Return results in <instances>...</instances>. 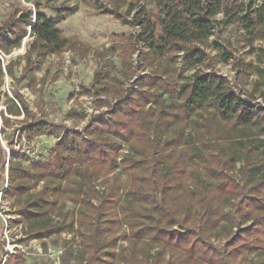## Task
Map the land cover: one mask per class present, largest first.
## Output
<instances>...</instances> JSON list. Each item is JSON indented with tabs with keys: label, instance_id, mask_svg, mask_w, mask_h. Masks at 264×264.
<instances>
[{
	"label": "trees",
	"instance_id": "1",
	"mask_svg": "<svg viewBox=\"0 0 264 264\" xmlns=\"http://www.w3.org/2000/svg\"><path fill=\"white\" fill-rule=\"evenodd\" d=\"M156 4L157 21L140 15L131 23L138 25L132 43L141 45L138 57L148 72L128 89L107 71L95 72L81 93L102 98L94 99L97 112L81 130L24 122L28 145L38 135L55 140L47 159L28 157L12 140L7 153L0 144V181L7 171L3 198L14 199L29 238L75 229L81 238L76 264H115L116 258L125 264H264V45L252 46L264 44V0ZM39 8L0 26V50L9 53L25 35L40 56L66 48L57 23L72 10L56 9L50 17ZM220 13L222 21L214 19ZM221 22L241 26L254 54L252 64L234 62L240 81L254 75L251 88L240 94L225 77L198 69L206 60L201 46ZM182 52L183 69L194 72L178 83L182 73L174 55ZM223 58L229 60L227 51ZM2 76L0 63V82ZM7 112L29 115L24 104ZM66 117L81 120L85 114L71 109ZM118 166L128 174L126 188ZM61 195L77 205L74 216L63 212L64 200L58 204ZM120 240L128 249L118 250ZM158 244L180 256L152 253ZM24 263L19 253L4 261Z\"/></svg>",
	"mask_w": 264,
	"mask_h": 264
},
{
	"label": "rangeland",
	"instance_id": "2",
	"mask_svg": "<svg viewBox=\"0 0 264 264\" xmlns=\"http://www.w3.org/2000/svg\"><path fill=\"white\" fill-rule=\"evenodd\" d=\"M36 4L50 17H55L56 9L63 13L72 10V13L65 15L64 19L57 23L68 43L58 54L40 56L37 49H31L29 46L32 37L25 35L19 47L11 49L9 53L0 50L3 73L0 82V144L6 153L10 146L8 142L11 140L13 147L15 144L28 145L21 128L24 122L44 120L58 124L62 129L81 130L87 119L97 112L94 99L102 98L81 93L82 87L91 84L93 74L98 70L107 71L110 76H115L121 80L123 88L127 89L135 78L147 73L149 67L147 68L143 64V59L138 57V51L142 47L137 42L132 43L133 36L138 32V25L131 23L140 15L148 16L155 21L160 15L156 0H0V26H5L7 22L16 19L21 12L33 13ZM214 19L222 21L223 15L217 14ZM214 31V35L201 46L206 54V60L198 69L225 77L237 94L242 90H249L254 75L244 76L240 81L238 67L234 64L255 62L254 54L249 53L250 48L243 37L241 26L236 24L226 26L221 22L216 25ZM259 45L264 44L261 41H254L252 46ZM224 51L230 56L228 61L223 58ZM183 56V52L174 55L176 68L182 73L181 78L177 79L178 83L183 82L184 78L194 72L193 69H183L184 65L181 62ZM17 96L21 98L29 114L26 117L23 113L15 116L7 112L8 106L23 108ZM254 102H260V99ZM71 109L83 112L85 118L79 120L66 117V113ZM2 121H5V124ZM30 139V146L33 145L37 149L35 157L47 159L55 137L38 135ZM116 172L123 188H126L129 184L127 172L120 166ZM3 177L0 181L1 264L4 255L10 251L23 255L24 264H76L74 256L81 238L75 229L71 233L73 235L71 239H66L63 235L67 232L55 233L43 240L26 236L23 233L22 221H18V215L14 213L16 209L14 199L3 198V188L7 183L6 170ZM98 182L99 180L96 181V187L103 189L104 184ZM62 200L65 201L63 212L68 216H74L77 205L65 195L59 197L58 204ZM76 227L77 225H74V228ZM62 229L67 230L65 226ZM222 242V239H214L216 245H221ZM121 247L128 249L127 241L120 240L118 250ZM53 249H61L62 253L54 254ZM156 251L162 252L165 259L180 256L178 251L163 248L159 244L154 246L152 253ZM240 259L238 257L234 262H239ZM115 264L125 262L116 258ZM244 264L247 262L244 261Z\"/></svg>",
	"mask_w": 264,
	"mask_h": 264
},
{
	"label": "built area",
	"instance_id": "3",
	"mask_svg": "<svg viewBox=\"0 0 264 264\" xmlns=\"http://www.w3.org/2000/svg\"><path fill=\"white\" fill-rule=\"evenodd\" d=\"M25 140V139H24ZM25 145V144H24ZM22 145L23 146V148H24V152L26 153V155L28 156V157H30V158H35V153H36V151H37V149L33 146V145ZM16 146V145H15ZM6 185H7V183H6ZM6 185L4 186V188L6 187ZM4 190V189H3ZM64 236H65V238L66 239H71L72 237H73V235L71 234V233H69V232H67V233H64L63 234ZM53 251V253L54 254H60V253H62V250L61 249H59V250H56V249H53L52 250ZM11 253H13L12 251H10V252H8V253H6L5 255H4V257L2 258V264H4V261H5V259H6V257H7V255H9V254H11ZM57 256V255H56ZM0 264H1V262H0Z\"/></svg>",
	"mask_w": 264,
	"mask_h": 264
}]
</instances>
